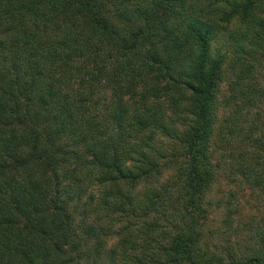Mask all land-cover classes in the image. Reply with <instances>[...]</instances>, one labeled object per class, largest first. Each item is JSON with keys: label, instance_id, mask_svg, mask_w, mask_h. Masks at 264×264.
Returning a JSON list of instances; mask_svg holds the SVG:
<instances>
[{"label": "trees", "instance_id": "obj_1", "mask_svg": "<svg viewBox=\"0 0 264 264\" xmlns=\"http://www.w3.org/2000/svg\"><path fill=\"white\" fill-rule=\"evenodd\" d=\"M263 59L264 0H0V264H264L204 238L220 164L264 196Z\"/></svg>", "mask_w": 264, "mask_h": 264}, {"label": "rangeland", "instance_id": "obj_2", "mask_svg": "<svg viewBox=\"0 0 264 264\" xmlns=\"http://www.w3.org/2000/svg\"><path fill=\"white\" fill-rule=\"evenodd\" d=\"M262 73L264 75V69ZM226 91V82H220L218 98ZM224 114L219 108L217 122ZM222 168L220 164L217 169L221 173L219 180L206 195L209 212L204 238L210 249L241 251L246 245H253L258 235L264 234V196L258 190L250 189L242 178L234 177V174L228 180Z\"/></svg>", "mask_w": 264, "mask_h": 264}]
</instances>
